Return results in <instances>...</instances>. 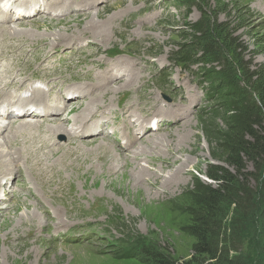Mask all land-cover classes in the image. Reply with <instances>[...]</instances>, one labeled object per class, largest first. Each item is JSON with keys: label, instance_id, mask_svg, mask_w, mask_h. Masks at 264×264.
Listing matches in <instances>:
<instances>
[{"label": "rangeland", "instance_id": "374dc122", "mask_svg": "<svg viewBox=\"0 0 264 264\" xmlns=\"http://www.w3.org/2000/svg\"><path fill=\"white\" fill-rule=\"evenodd\" d=\"M163 1V19L152 25L138 26L136 18H130L129 24L119 23L120 17L137 3L121 6V2L115 0L105 7L93 6L88 11L60 18L39 16L21 22L23 25L10 24L14 27L8 31L0 30V36L5 38L42 41L46 45H54L57 39L69 35H88L96 48L87 56L119 48L123 52L150 56L156 64H166L168 56L194 51L199 58H213L212 62L227 59L230 71L240 80L233 85L222 80L211 81L212 97L206 101L204 110L200 111L205 104L203 97L197 113L170 131L153 136H158L157 143L156 138L154 142L149 138L136 144L133 150L137 148L138 153L144 154L140 157H147L148 162L129 159V154L122 153L117 147L116 152H110L101 139L91 140L88 145L82 143L87 142L85 140L77 141L75 156L79 159L65 160L63 150L42 154L21 134L8 133L7 141L0 135V181H7L3 188L0 185V264H161L160 257L173 264H207L209 261L204 260V255L197 254L204 223L199 220V206L195 201L200 200L201 192L218 187V182L207 176V173H214L213 167H224L235 173V169L225 162L211 158L209 140H213L214 133H220L217 139L220 138L228 129L225 117L235 116L248 106H261L264 95V0ZM110 16H114V20ZM102 27L105 34L101 33ZM205 40L213 43L220 57L199 55ZM149 68L152 69V65ZM189 70L191 72L181 71L170 65L165 71V82L174 84L185 74L194 80L196 77L203 79L200 65L192 63ZM121 86L122 82L110 88L118 91ZM203 87L206 95V83ZM92 94L97 96V92L92 91ZM109 94L102 97L107 98ZM175 108L183 107L178 104ZM231 120L235 122L236 118ZM233 127L237 128V125ZM40 129L44 132L51 127L44 124ZM16 148L33 160L31 164L21 163L22 170L13 161ZM84 153L89 158L83 160ZM47 155L50 156L45 162L43 156ZM108 155L117 159L105 161ZM138 164L146 172L137 169ZM240 170L241 174L245 173L239 178L242 185L253 187L254 180L246 174L255 171L251 162L245 160V167ZM9 172L15 173V187L6 189ZM30 173L39 183L38 196L24 194L19 189L21 180ZM172 174L174 180L171 184L166 183ZM153 183L156 184L151 186ZM242 185L238 192L240 196L245 189ZM96 201L99 206L87 210ZM220 203L219 209L224 212L227 208L228 214L220 227L209 228L220 233L219 246L223 244V234L244 233L246 227L242 218L238 224H232L230 217L234 204ZM95 217L107 225L103 230L118 238L115 245H108L103 240L75 244L55 237L57 232H65L79 220ZM127 244L147 245L145 250H151L147 253L145 250L138 252L136 248L125 251L123 248ZM231 247L249 251L245 242L241 249L237 244ZM234 253L232 250L231 254Z\"/></svg>", "mask_w": 264, "mask_h": 264}, {"label": "trees", "instance_id": "16d2710c", "mask_svg": "<svg viewBox=\"0 0 264 264\" xmlns=\"http://www.w3.org/2000/svg\"><path fill=\"white\" fill-rule=\"evenodd\" d=\"M201 52V55L219 56L209 40H205ZM195 55L194 51H184L179 58L189 64ZM201 59L206 63L213 60L205 57ZM222 60L226 63L225 59ZM228 73H231L230 68ZM211 97L210 94L209 98ZM248 107L244 111H238L235 116L225 117L228 129L223 131L218 139L220 133H214L213 140L208 142L211 158L225 162L235 169V173L224 167H213L214 173H207V176L218 182V187L201 192L198 197L200 200L195 201L199 206V220L204 223V228H201L203 233H200L201 241L197 243V254L204 255L206 257L204 260H209L207 264H264V95L259 108ZM234 117L235 122L231 120ZM235 124L237 128L233 127ZM245 160H249L254 166L255 171L246 172L254 180L253 187L247 185L245 187L239 180L245 175L241 174L240 170L245 167ZM240 185L245 188L243 196L238 193ZM220 201L228 205L234 204L230 217L233 225L238 224L240 218L246 222L244 233L223 234L221 246L220 233L209 230L210 226L220 227L228 214L227 208L224 212L219 209V205L222 204ZM244 242L249 245L248 252L231 247L237 244L241 249ZM227 243L231 245L227 246ZM232 250L234 254H231ZM158 261L161 264H173L161 257Z\"/></svg>", "mask_w": 264, "mask_h": 264}, {"label": "bare ground", "instance_id": "6f19581e", "mask_svg": "<svg viewBox=\"0 0 264 264\" xmlns=\"http://www.w3.org/2000/svg\"><path fill=\"white\" fill-rule=\"evenodd\" d=\"M63 2H64V4L65 5H67V6H73L74 8H73V11L74 12H76V13H82V12H84V11H88V10H90L91 9V7H93L94 6V3L96 2V1H98V0H62ZM96 9H97V7H95ZM99 15V13H96V16H98ZM34 19V18H33ZM33 19H30V20H33ZM21 22H17V23H14V26H19V25H23V23L22 24H20ZM29 23H27L26 25H28ZM91 24V23H90ZM56 25V24H55ZM13 25L11 26L10 24L8 25V28L9 29H11V28H13L14 27ZM8 28H3V27H0V30L3 32L5 29H7L8 30ZM104 28L102 27V32L101 33H104L105 34V32H104V30H103ZM112 30V29H111ZM110 30V31H111ZM100 32V31H99ZM109 33V32H108ZM107 35V34H106ZM108 36V35H107ZM133 67H135V66H133ZM122 85H124V82H122ZM115 85H112L111 86V88H113ZM116 89V88H115ZM117 90V89H116ZM114 90H112V93L114 94ZM241 101V100H240ZM72 105V104H71ZM70 105V106H71ZM181 110H183V108H180ZM66 110H68V108L66 107ZM61 116H62V118H64L65 117V113H63V114H60ZM46 121H49V120H46ZM51 122V121H50ZM173 129V128H172ZM171 130V129H170ZM170 130H167V131H170ZM57 132L58 133H60V134H66V132H65V129H64V125H62V126H59V125H57ZM164 133V132H163ZM162 135V134H161ZM153 136H155V134H153V135H150V136H147V137H142V139L141 140H143V139H146V140H148L149 138H151L152 140L151 141H153L154 142V139L155 140H157L156 141V143L158 142V139L159 138H157L158 136H156V137H153ZM181 137V136H180ZM101 140H103V141H105V146H106V148L108 149V151H110V152H116V150H115V146H113L112 144H110V143H108L106 140H104V139H101ZM39 141H41V140H39ZM91 140H89V141H87V142H82V143H84L85 145H88V143L90 142ZM5 143H7V142H5ZM69 144H72V142H70ZM158 145V144H157ZM156 145V147H158ZM137 149V148H136ZM135 149V151L137 152L138 150H136ZM139 152V151H138ZM134 153V155H135V157L138 155V156H142V155H144L143 153ZM123 153V152H122ZM72 155H74V153H72ZM124 156V155H123ZM87 158H89V156H88V154L87 153H84V158H83V160H85V159H87ZM124 157H122V159H123ZM117 158H116V156H114V155H112V157L111 156H107L106 157V160L105 161H107V160H110V162H114V160H116ZM151 159H156V158H154V157H151ZM177 159V158H176ZM82 160V161H83ZM120 160V159H119ZM119 162V161H118ZM127 163L129 164V162L127 161ZM149 165H151V163H148ZM155 164V163H154ZM111 166V165H110ZM114 166V165H113ZM112 166V167H113ZM138 166L139 167H137V169H139L140 171H142V172H144L145 171V169L143 168V166H141V165H139L138 164ZM111 169V168H110ZM146 172V171H145ZM175 172V171H174ZM176 172H177V175L180 173L179 172V169H177L176 170ZM175 172V173H176ZM139 176L141 175L142 176V174H138ZM50 177H52V176H50ZM176 178V177H175ZM174 180V175L172 174V175H169L168 176V178L166 179V183H169V184H171L172 183V181ZM176 180V179H175ZM156 183H153L151 186H154ZM20 195V194H19ZM21 195H24V194H21ZM1 199V198H0ZM1 207V206H0Z\"/></svg>", "mask_w": 264, "mask_h": 264}, {"label": "clouds", "instance_id": "9594fccd", "mask_svg": "<svg viewBox=\"0 0 264 264\" xmlns=\"http://www.w3.org/2000/svg\"><path fill=\"white\" fill-rule=\"evenodd\" d=\"M144 247V248H143ZM142 248H138L137 246H128L127 248L128 249H124L125 251H129V250H131V249H137L138 250V252L140 251V252H143L144 250H145V248H148L149 246H143ZM108 252H111V251H108ZM125 254V253H124Z\"/></svg>", "mask_w": 264, "mask_h": 264}]
</instances>
